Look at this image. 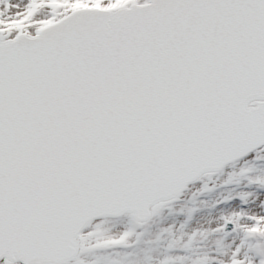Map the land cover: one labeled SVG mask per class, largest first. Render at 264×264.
<instances>
[{
    "label": "snow or ice",
    "instance_id": "6c2138e0",
    "mask_svg": "<svg viewBox=\"0 0 264 264\" xmlns=\"http://www.w3.org/2000/svg\"><path fill=\"white\" fill-rule=\"evenodd\" d=\"M0 264H264V0H0Z\"/></svg>",
    "mask_w": 264,
    "mask_h": 264
}]
</instances>
